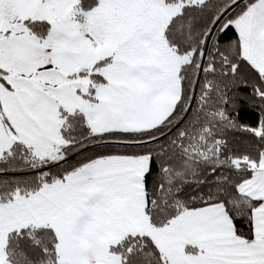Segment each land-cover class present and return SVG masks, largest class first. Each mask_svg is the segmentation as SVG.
Wrapping results in <instances>:
<instances>
[{
	"label": "snow or ice",
	"instance_id": "obj_1",
	"mask_svg": "<svg viewBox=\"0 0 264 264\" xmlns=\"http://www.w3.org/2000/svg\"><path fill=\"white\" fill-rule=\"evenodd\" d=\"M0 264H264V0H0Z\"/></svg>",
	"mask_w": 264,
	"mask_h": 264
}]
</instances>
